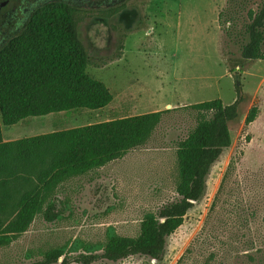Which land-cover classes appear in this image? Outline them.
Returning <instances> with one entry per match:
<instances>
[{
	"label": "rangeland",
	"instance_id": "374dc122",
	"mask_svg": "<svg viewBox=\"0 0 264 264\" xmlns=\"http://www.w3.org/2000/svg\"><path fill=\"white\" fill-rule=\"evenodd\" d=\"M87 1L92 4L78 9L76 18L79 39L93 59L86 73L105 84L112 101L99 110L28 117L16 129L27 124L30 135L23 136H31L169 111L145 143L62 183L56 191L59 218L47 222L36 215L25 232L0 246V264H31L48 249L76 241L97 246L107 232L137 235L144 214L177 198L176 146L197 117L184 107L212 99L234 102L230 70L238 72L244 95L228 124L231 145L211 167L202 199L166 238L162 261L135 255L92 264H264V60L240 56L247 12L258 11L264 0ZM119 7L109 17L101 14ZM253 104L258 115L245 127Z\"/></svg>",
	"mask_w": 264,
	"mask_h": 264
},
{
	"label": "trees",
	"instance_id": "16d2710c",
	"mask_svg": "<svg viewBox=\"0 0 264 264\" xmlns=\"http://www.w3.org/2000/svg\"><path fill=\"white\" fill-rule=\"evenodd\" d=\"M119 8L101 12L111 16ZM78 10L65 4L38 9L24 30L0 49V246L27 230L36 215L52 222L62 214L57 188L125 155L145 143L169 110L114 118L84 126L55 130L4 142L1 125L11 126L28 117L72 110H99L112 101L101 81L86 73L93 59L77 33ZM223 17L219 14L218 21ZM245 61L264 60V3L247 12ZM229 23L225 21V24ZM118 30V28H115ZM125 33L118 48L123 49ZM102 62V60H98ZM237 97L229 105L212 99L185 106L197 114L194 127L177 142V178L174 201L143 215L137 235L107 232L97 246L73 242L50 248L31 264H92L120 261L140 255L157 262L165 255L166 238L183 223L184 216L206 191L213 164L231 145L229 122L236 119L244 95L238 72ZM258 115L251 105L244 126Z\"/></svg>",
	"mask_w": 264,
	"mask_h": 264
},
{
	"label": "flooded vegetation",
	"instance_id": "af4514ba",
	"mask_svg": "<svg viewBox=\"0 0 264 264\" xmlns=\"http://www.w3.org/2000/svg\"><path fill=\"white\" fill-rule=\"evenodd\" d=\"M116 1V0H113ZM0 49L21 33L35 12L49 4H65L75 9L92 4L87 0H0Z\"/></svg>",
	"mask_w": 264,
	"mask_h": 264
},
{
	"label": "crops",
	"instance_id": "0c3cea01",
	"mask_svg": "<svg viewBox=\"0 0 264 264\" xmlns=\"http://www.w3.org/2000/svg\"><path fill=\"white\" fill-rule=\"evenodd\" d=\"M26 119V118H25ZM23 119L21 121H19L17 124H15L12 128H7L5 133L4 131L1 129V136H2V140L4 142L7 141H11V140H15V139H19L21 137H29V136H23V135H30V131L28 130V126L27 124H25L26 127L22 128L20 127V129H16L17 126H19V124H23V122H26V120ZM2 126V125H1ZM68 129V128H67ZM63 130V129H62ZM55 131V130H53ZM52 132V131H50ZM48 133V132H45ZM34 135H38V134H34ZM33 134H31V136H34Z\"/></svg>",
	"mask_w": 264,
	"mask_h": 264
},
{
	"label": "water",
	"instance_id": "95a60500",
	"mask_svg": "<svg viewBox=\"0 0 264 264\" xmlns=\"http://www.w3.org/2000/svg\"><path fill=\"white\" fill-rule=\"evenodd\" d=\"M4 3H0V7L3 6Z\"/></svg>",
	"mask_w": 264,
	"mask_h": 264
}]
</instances>
